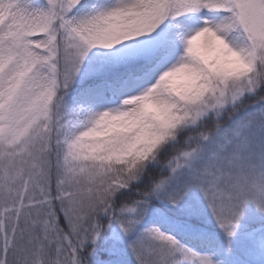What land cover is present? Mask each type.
Here are the masks:
<instances>
[{
    "label": "snow or ice",
    "instance_id": "obj_1",
    "mask_svg": "<svg viewBox=\"0 0 264 264\" xmlns=\"http://www.w3.org/2000/svg\"><path fill=\"white\" fill-rule=\"evenodd\" d=\"M0 264H264V0H0Z\"/></svg>",
    "mask_w": 264,
    "mask_h": 264
}]
</instances>
